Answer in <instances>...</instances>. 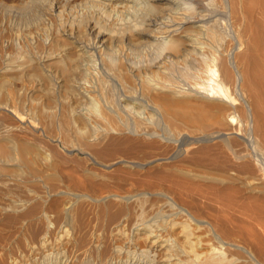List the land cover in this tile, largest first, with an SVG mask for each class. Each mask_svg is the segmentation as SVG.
Returning <instances> with one entry per match:
<instances>
[{"label":"bare ground","instance_id":"obj_1","mask_svg":"<svg viewBox=\"0 0 264 264\" xmlns=\"http://www.w3.org/2000/svg\"><path fill=\"white\" fill-rule=\"evenodd\" d=\"M23 1L24 2H22V4L18 7L20 11L23 10V13L24 10L36 7L38 2V0ZM66 1L69 4L72 0H65V2ZM75 1L76 0H74V3H77L78 1H80L78 3L83 2L89 12L88 16H94L92 18L93 21L91 18L88 21L87 31L90 33V36L94 38L95 52L99 55H104V53H107L108 51H111L112 53V50L110 49L112 46L111 44L113 43L120 45V47L124 44L126 46L129 44L135 47L147 46V49L149 48L148 46H151L153 49V45L157 44L155 45L157 48L159 46L158 41L161 40V43L167 46V49H163L165 53L167 52V55L164 53L166 58L163 61L156 58L157 62L148 65L149 67L146 66L147 68L142 66L143 69L147 71L139 69V66H135L138 67L136 69L129 68L130 70H128L124 63L118 62L112 64L106 63L108 65L106 68H108L111 73H107V71L106 73L99 74L96 73L97 71H93V68H90L93 72L91 71V73H85V69L88 67L86 68L84 66L86 64L90 66L88 62L92 61L91 58L96 53L89 54L90 51L88 50V43L90 38L88 35V38H86L84 34L87 31L82 29H75L77 32L70 31L66 33V39L56 36L57 34H52L54 32L53 31L50 36H55L53 38L50 37L51 41L49 40V42L51 43L49 47L47 44L48 48H44V46L41 48L39 46L35 49V47H33L35 45H33L27 52L24 51L19 54L17 53L18 55H15V53L9 58H3V61L5 62L0 67V70L4 75L0 78V94L1 91L6 89L9 90L11 88L10 85H13V83H19L22 86L25 79L29 82L35 79L38 80L40 84L39 91L42 90V92H45V95L48 96L46 97L48 100L46 111L45 109H42L39 113L40 115L41 113L44 114L41 115V117L43 116L42 120L47 118L50 125L59 130L61 134V138H53L54 140L52 141L55 143L58 142L56 144L54 143V145L57 146L60 145L63 147V145H65V149H68L72 155H76V157L77 155L78 157L80 156V158L75 159H79L78 161L80 162L81 167L78 170L70 169L67 166L69 158L62 155L61 152L57 150L56 146L52 145L51 149H53V152L50 156L52 157V161L49 165V169L43 170L37 165L41 159L49 155L46 150L42 149L37 142H32L33 140L30 142V140H28L29 138H26L25 136L23 137V135L20 136L18 132L16 136L15 133L13 135L6 133L0 136V164L9 162L13 163V167H7L9 175L22 176L23 174H31L35 176V178L40 177V181L42 180L52 183L54 186H57L61 182L69 189H79L80 191L88 190L96 196L107 194L104 198L107 196L112 197L110 195H116L120 189L122 190L126 187L131 190L141 189L152 195L158 194L159 190L163 188H177L181 192H186L187 195H190L191 193L193 196V194L196 193L200 197H205V200H207V197L210 200L213 199L215 203L216 201H219L224 204V207L226 205L230 212L232 210L234 213H242L241 215L259 220L260 217H258V214H262V212H264V183L259 182V179H256L258 182L255 181V183L254 181L251 182L249 180L250 174L251 176H255V166L253 160L251 159L252 156L244 151H233L234 154L232 153V156L226 155L225 150L227 147L224 143L217 142L204 144L202 142L199 143V141H197L199 139L196 141H194V139L198 137V133H200L199 136L203 137L201 133L208 135L209 133L217 132L225 134V136L229 138V146L235 148L236 146L242 145L244 142L237 135L236 130L238 129L236 125L234 126L233 124V120H235L234 118L237 113H241V116L243 117H249V114H251L253 117V127L255 133L261 136V139H264V0H254L251 2L250 0H217L219 2L216 4L218 6L217 8H214L215 0H213L214 2L210 0L211 2L209 1L207 3V7L211 6V8H209V10L204 9L200 11L187 9L182 11L183 9L181 10L179 8L180 4L183 1V3H185V1L188 0ZM49 2L51 1L49 0ZM125 2H132L133 5L135 4V9L139 6V8H137L139 11L141 10L143 15L141 17L143 20L140 21V25H122V21L124 20V17L122 16L123 18L121 19L123 20H120L122 23L119 22L122 26L117 23L120 27H116L114 33H108V30H106V24H101V21L97 19V16H100V13L102 12L109 13L107 12L109 9L113 10L117 7L123 8L125 7ZM56 3L57 2H55V4ZM64 5L67 4H63L62 7ZM72 6L71 8L75 7ZM172 6H175V11L173 10L174 8L172 9ZM54 7L55 5L53 6V9ZM62 7L59 3V5L55 8L60 10ZM65 7L66 6H64V8ZM124 9L127 10L126 8ZM129 10L130 9L127 11ZM137 11L136 13L139 12ZM138 16L140 15H137V17ZM217 16H226L230 28L237 30L236 36L231 39V42L236 44V48L234 50H228L227 54L225 53L226 49H224V45L229 37L223 32L221 28L222 23ZM78 18L80 19L79 16ZM86 18L87 17L82 18L80 22V26H82L81 28L83 29L85 28L83 26V22ZM75 23H77V21ZM71 25L70 27H73L74 24L71 23ZM64 30L66 31V29ZM86 42H88V46H85ZM243 44L247 45V50L239 53L238 50ZM161 47L165 48L163 45L159 48ZM212 48L219 52L217 53L219 55V57L217 55L219 60H216L220 62L219 66L221 69V79L225 83H228L231 89H233L237 93L235 94L239 97L240 90L247 93L249 99H251L250 110L248 109L249 111H247V109L245 110L244 107H241V105H233L228 103L229 101L226 102L223 99H219L217 97L214 98V96L212 97L211 95V97L209 95L207 96L206 93V95L204 93L203 95L200 93L202 96H197L200 98H194V100L191 98L185 99L186 97L184 99H177L178 96H175V94H177L176 90H174V87L171 86V84L168 85L165 78L163 81H160L164 84L162 86L160 84V88L157 87L158 85H155V82H151V78L154 75V77H156L157 74L169 73L168 75L166 74L169 76L173 69L177 71L182 65H190L194 69V73L197 72L196 74L191 73L193 77L205 80L209 72L213 73L215 71L212 68L210 63L211 61H209L210 57L208 59L206 57V52H210L209 50ZM41 49H44V51L46 50L44 58H38V55H41L38 54ZM116 51L118 52L119 49L117 48ZM41 53L44 52L42 51ZM113 53L115 54V52ZM161 53L162 55L157 54V56L161 55L163 57V52ZM36 55L38 57H36ZM214 55L211 54L210 56ZM211 59L215 60L214 57ZM101 62L103 61H100V63ZM235 63H237V66ZM102 64L104 65L105 63L103 62ZM238 65L241 66L240 69L238 68ZM94 68L96 69V67ZM103 68H105V65ZM104 70L102 72H104ZM147 73L150 74V77L145 76ZM94 74H96V77H94ZM97 74H99V76H97ZM108 74H113L117 80L124 83L137 78L138 81H141V84L139 82L138 83L141 85L140 88H142L141 91L143 92V96H146V98L152 102V106L154 105L162 112L164 122L168 124L166 126H169V129L176 128L177 125L181 128L183 126L181 123H183L185 125L184 127L187 126L191 128V131L185 128L188 132H190V134L192 131L195 134L197 133V137L195 136V138L192 139L193 147L187 150L188 158L178 162L170 161V163L163 166L159 165L158 162L160 160L170 158V147L165 144L162 145L158 140H147L143 137V133L146 132L145 129H147L146 126L143 121L139 120L137 117V119L135 118L134 121H131L134 114L131 116V113L133 112H128L129 108L127 106L122 108L114 107V103L109 95L110 90L107 89L108 86L106 87L105 78L108 77L106 76ZM189 76L191 75L189 74ZM167 78L170 80L169 77ZM87 79H90V81ZM84 80L92 82L90 83L91 85H88L87 82V84L82 82ZM111 81L113 83V80ZM164 81L166 83H163ZM157 82L158 81H156V83ZM34 83L32 84L34 85ZM202 83L203 82H200V84ZM198 84V82L196 83V81H194V84L192 85L193 88H202L205 92L207 87H200ZM15 89H17V86ZM216 90L221 92V94H227L226 91L223 93L224 90L221 86H219ZM196 91L197 90H195V92ZM212 91L214 92L215 89L212 88ZM94 93H96V95H94ZM100 96L107 100L109 103L108 106L100 110L99 113H97V111L96 115L87 116L81 112V107L84 108L86 103L88 104V102L93 101ZM34 100L36 101L35 98ZM32 106H34V108L36 107L35 105ZM43 124L45 123H42V125ZM131 125H133V128H130ZM45 126H48L47 122L43 127ZM129 128L133 130V132L129 131ZM182 129L184 128L182 127ZM210 135L211 134H209V136ZM89 162L90 164L102 166L105 169L104 174L107 179L98 181L97 177L99 174L93 169V167H90ZM127 163L134 166L130 168L133 170L128 172L129 176L121 178L117 175V168L119 169V166ZM138 167H140L142 171H138V169H136ZM5 170L6 169L4 168V171ZM110 179H113V181H116L118 184L111 182ZM241 186H248L247 189L250 192V195L245 197L244 200L236 199L237 193L241 191ZM11 198L8 199L9 203H0L2 204L1 209L3 211L11 213V215H8L10 221H13L14 219L16 220L17 217H23L24 219L27 218L29 220L36 216L41 209V205L39 203L33 202L34 204L24 211V203L19 204ZM34 198L36 199L35 196H31V199ZM53 202L54 205L57 204V201ZM224 207L222 206V209ZM21 208L24 212L18 213ZM105 211H107V214H109L111 218L116 217V214L110 213L108 207ZM6 218L8 219V217ZM260 221L261 219L258 222ZM260 223L261 224L258 225H262L264 227V222ZM178 224V222H175L173 223V226ZM249 227L248 231L250 233L252 231V227ZM258 227L260 230L264 229L260 226ZM246 229H248V226ZM181 232L183 240H179V237L173 239H163L165 235L163 236L159 233H156L154 236L151 235L153 238L149 240L150 245L142 249V253H145L150 257L152 264H157V261L159 260L161 264H187L190 261H187V257L189 256V253L191 254L193 252L192 243L194 242L191 240L192 233L186 226H183ZM150 233H152V231ZM257 237L258 238L255 239L253 249L260 257H264V238H262V236ZM158 252L162 253L160 259L158 258L159 256H157V254H159ZM192 254L195 259L196 255H199L196 252ZM185 260L187 263H185ZM204 263L220 264L221 259L216 255H212L211 258ZM255 264L259 263L256 262Z\"/></svg>","mask_w":264,"mask_h":264},{"label":"rangeland","instance_id":"obj_2","mask_svg":"<svg viewBox=\"0 0 264 264\" xmlns=\"http://www.w3.org/2000/svg\"><path fill=\"white\" fill-rule=\"evenodd\" d=\"M50 1L51 2H49V0H38L36 7H34L33 9L24 10L23 13V10L20 11V9L18 8L22 4V2H24L23 0H0V67L5 62L3 61V58H9L15 53V55H18L19 53H22L24 51L27 52L28 49H30V47L32 48L33 45H35L33 46L35 47V49H37L36 47L39 46L41 48L42 46H44V48H48L51 43L49 42V40L51 41V38H53L56 34V36L61 37L62 39H66V33L70 31L75 32L76 30L81 29L84 31L88 30V21L90 20V18L93 21L92 18L94 16H88L89 12L83 2V5L81 6L82 3H78L80 2L78 0H76L78 1L77 3H74V0L70 1V5L67 1L65 2V0ZM209 1L210 0H188L185 1V3H183V1L180 4L179 8L181 10L183 9L182 11H184V9L196 11L204 9L209 10V8H211V6L207 7V3ZM211 1L214 2L213 0ZM251 1L254 0H250V2ZM55 2L57 3L55 4ZM58 2L60 3L61 7L65 3L67 5H64L66 7L64 8L63 6L60 11L55 8L59 5ZM125 3V7L123 8L117 7L113 10L109 9L107 11L109 13L102 12L103 14L100 13L101 17L97 16V19L101 21V24H106V30H108V33H114L115 28L120 27L123 24L140 25V21L143 20V18L141 17L143 16L141 10H138L139 6H137L138 8L136 7V9L139 11L138 12L134 7L135 4L133 5L132 2ZM217 3L219 2L215 0L214 8L218 7L216 5ZM53 4L55 5L54 9ZM71 6L75 7L71 8ZM124 8L130 10L127 11ZM134 9L138 13H136ZM172 9L175 11V6H172ZM110 11L114 12L112 13ZM82 13L86 14L83 15ZM137 15L140 16L137 17ZM78 16L80 17V19L78 18ZM122 16L124 17L125 23L124 20L121 19L123 18ZM84 17L87 18L83 22V26L85 27L83 29L81 28L82 26H80V22ZM218 18L222 23L221 28L223 32L226 33L229 37L224 45V49H226L225 53L227 54L228 50L230 51L236 48V44L231 42V39L232 37L236 36L237 30H234V28H230L226 16H219ZM120 20H123V23ZM76 21L77 23H75ZM119 22L122 23V25H120ZM71 23L74 24L73 27H70ZM60 24L62 25V27ZM64 29H66V31ZM51 33L55 35L50 36L52 35ZM84 35L86 36V38H88L87 35L90 38L89 43H85V46H88L89 44V54L96 53L94 47V38L90 36V33L88 31L85 32ZM158 42V49L155 46L157 44L153 45L155 48L152 46V49L151 46H148L149 48L147 49V46L135 47L129 44H127L126 46L124 44L120 47V45H116V43H113L111 44L112 46L110 50H112V53L115 52V54H112L111 51L104 53V55H99L98 53L94 54V56L91 58L92 61L88 62L90 66L88 64L84 66L86 68L88 67L87 69H85V73H91L92 70L97 71L96 73L99 74L106 73L107 71V73H111L108 68H106V66H108L107 64L118 62L124 63L128 70H130L129 68L136 69L138 67L135 66H139V69L147 71L143 69V67L147 68L149 67L148 65L157 62L156 58L161 61L165 60L166 58L165 56L167 55V52L165 53L163 49H167V46L165 44H162L161 40H159ZM160 44L165 48L161 47V50V48H159L161 46ZM113 45L115 48L113 47ZM117 48L121 52L118 51V53L116 51ZM154 50L158 51L155 52ZM246 50L247 45L243 44L238 52L242 53ZM42 51L44 53H41ZM209 51L212 53L206 52V54L208 55H206V57L207 59L210 57L209 61H211L210 63L215 71L213 73L209 72V74L205 78L206 81L204 79L202 80L193 77L192 74H196L197 72L194 73L195 71L190 65H182L178 68L177 71H175V69L171 71L172 77L171 74L167 76L169 73H166L167 75L157 74L156 77H154V75V78H151V82H155V85H158L157 87H159L160 84L161 86L164 85L160 81H163L165 78L168 85L171 84V86L174 87V90H176L177 94H175V96H178L177 99H184L186 97L185 99L191 98L192 100H194V98L198 99L203 95V93H206L207 96L211 95L212 97L214 96V98L217 97L219 99L225 100L226 102L229 101L228 103H231L233 105H241V107H244L245 110L247 109V111H249L251 106V99H249V96L243 90H240L239 97L238 95H236L237 93L233 89H231L230 85L228 83H225L221 79V69L219 66L220 62L217 61L219 60V55L217 54L219 52L214 48L210 49ZM161 52H163V57L161 56ZM164 53L166 55H164ZM38 54H41L42 56ZM38 54L37 55L39 57L37 55L36 57L44 58L46 50L44 51V49H41ZM157 54L161 55L157 56ZM209 54L215 55L210 56ZM213 57L215 58V60L213 59L214 61L211 59ZM100 61H103L105 63L104 65L107 70L103 68V62L100 63ZM235 65L237 66V63H235ZM238 66V68L240 69L241 66ZM94 67H96V69ZM90 68L93 69L91 70ZM102 69H105L106 71L104 70V72H102ZM99 74H97V76H99ZM189 74L191 76H189ZM2 75L4 74L1 73L0 70V78L2 77ZM149 75V73L145 74V76L150 77ZM165 75L169 77L170 80ZM106 76H108L107 78H105L106 87H109H107V89L110 90L109 95L112 102L114 103V107L122 108L127 106L130 110H128V112H133L131 113V116L134 114V117L132 116L133 120L131 118V121H134L137 117L139 120H142L144 125L146 126L147 129H145L146 132L143 133V137H145L147 140H158L162 145L165 144L166 146L170 147V158L166 160H160L158 162L160 166L168 164L170 163V161L178 162L180 160L188 158L187 150L193 147L192 139L195 138V136L197 137L198 135V137L195 138L194 141L199 139L197 140L199 141V143H224L227 147L225 150L226 155L232 156V153L234 154L233 151H244L245 153L250 154L255 166V176H251L250 174L249 180L251 182L254 181L255 183V181H257L256 179H259V182L264 183V139H261V136L255 133L253 127V117L251 114H249L250 112L248 113L250 115L249 117H243L241 116V113H237L236 117L234 118L235 120H233L234 126L236 125L238 129L236 130L237 135L244 142H242V145L236 146L234 148L229 146V138L222 133H209L211 134L210 136L209 134L207 135L201 133L203 137L199 136L200 133H196V135L195 133H193V131L190 134V132H188L185 128L189 129L190 131L191 128L187 126L184 127L185 125L183 123H181L183 126L181 124L180 125L185 130L182 129V127L180 128L179 125H177L176 128L169 129L170 127L166 126L168 124L164 122V116L162 112L154 105L152 106V102H150L146 98V96H143V92L141 91L142 88H140V80L138 81L137 78H133L134 80L131 79L127 83H124L120 80H117V78H115L113 74H108ZM94 77H96V74H94ZM154 79L158 82L156 83ZM192 79L196 81V83H199L198 86H206L207 89L205 90V92L204 89L202 90V88L194 89L192 86L194 84V81ZM87 80L90 81V79ZM111 80H113V83ZM89 81L84 80L82 82H87L88 85H91L90 83L92 82ZM31 82H35L34 85ZM166 82L164 81L163 83ZM200 82L203 83L200 84ZM23 85L21 86V84L19 83H13V85H10L11 88L9 90L6 89L4 91H1L0 136L6 133L11 135L15 133L16 136V134L19 133L20 136L23 135V137L25 136L26 138H29L28 140H30V142L32 140V142H37V144H39L40 147L46 150L47 154H49L45 158L41 159L37 165L43 170H48L49 165L52 161V157H50L52 155L51 153L53 152V149H51L52 145L56 146L57 150L61 152L62 155L69 158L67 166L70 169H80L81 167L80 162L78 161L79 159H75L80 158V156L78 157L77 155L76 157V155H72L71 152L68 151V149H65V145H63V147L60 145H54L55 142H53L52 140L61 138V134L59 130L50 125L47 118H44L45 120H42L43 116L41 117V115L44 114L41 113L40 115L39 112L42 111V109H45L46 111V106L48 104V100L46 97L48 96L45 95L46 93H43L42 90L39 91V81L35 79L29 82L25 79ZM16 86L18 90L15 89ZM219 86L223 88V93L225 91L227 92L226 95L221 94V92H218L216 90L217 88H219ZM212 88L215 89L214 92L212 91ZM195 90L198 91H196L198 94L195 92ZM94 95H96V93H94ZM34 98L36 99V101L34 100ZM32 105H35L36 107L34 108V106ZM108 105L109 103L107 102V100L104 97L100 96L97 97V99L88 102V104L86 103L84 105V108L81 107L80 110L87 116L96 115L100 112V110ZM132 107L134 108V110ZM44 121L47 122L48 126L43 127L44 125H46V122ZM42 123L45 124L42 125ZM132 126L133 125H131L130 128H133ZM130 128L129 131L133 132V130H131ZM56 133H58L59 135ZM50 136L53 137L51 138ZM0 166H2L0 167V203H9L8 199L12 197L11 199H14L19 204L24 203V211L36 202L41 205L40 211L33 218L28 220L27 218L24 219L23 217H17L16 220H11V222L8 216L9 214L11 215V213L3 211L1 209L2 204H0V264H152L150 257L147 254L142 253V249L150 245L149 240L153 238L152 236L156 235V233H159L163 236L165 235L163 239H173L179 237V240H183L181 232L183 226H186L192 233L191 240L192 242H194L192 243V253L196 252L199 254L196 255L195 259L193 257V254L191 253V256V254L189 253V256L187 257V261L190 260L188 262L189 264H205L204 262L211 258L212 255H216L221 259L220 264H255L256 262L259 264H264V257H260L253 249L255 239L258 238L257 236H262V238H264V229H262V231L258 227L260 226L261 228H264L262 225H258L261 224L260 222H264V212H262V214H258V217H260L259 220L261 219V221L258 222L259 220L256 219V221L255 218L241 215L242 213H234V211L232 212V210L230 212L227 206L225 205L224 207V204L219 201H216L215 203L213 199H211V201L207 197V200H205V197H200L196 193H194L193 196L191 193L190 195H187L186 192H181L177 188H163L159 190L158 194L152 195L147 191L141 189L131 190L126 187L122 190L120 189V191H118L116 195L113 194L110 195L112 197L107 196L108 198H104V196L107 194L96 196L94 193L88 190L80 191L79 189H69L60 181V184L54 186V184L52 183L42 180L40 181V177L35 178V176L31 174H23L22 176H10L8 173V168L13 167L12 162L4 164L1 163ZM132 166L133 165H130L128 163L122 164L121 166H119V169L117 168V175H119V177L121 178L129 176L128 172L130 170H133L130 169L132 168ZM90 167H93V169L98 172V181L107 179L106 175L104 174L105 169L102 166L90 164ZM140 167L136 169H138V171H142ZM4 168L6 169L5 171ZM110 181L117 183L116 181H113V179H110ZM247 187L248 186H241V191H239L240 193H237L236 199L244 200L245 197L250 195ZM177 194H179L180 196ZM31 196H35L36 199H31ZM53 201H57V204L54 205ZM106 206L110 210V213L116 214L115 218H111L110 215L107 214V211H105V209L107 208ZM222 206L224 207V210L222 209ZM21 210L22 208L18 213L24 212L23 210ZM229 212L232 214H230ZM6 217H8V219ZM175 222H178L179 224L173 226V223ZM247 226L248 229H246ZM249 226L252 227V231L250 233L248 231L250 228ZM153 230H155L156 232ZM161 230L163 231V233ZM151 231L152 233H150ZM158 253L159 254H157V256H159L158 258L160 259L162 253ZM187 261L185 260V263H187ZM157 264H161L160 260L157 261Z\"/></svg>","mask_w":264,"mask_h":264}]
</instances>
